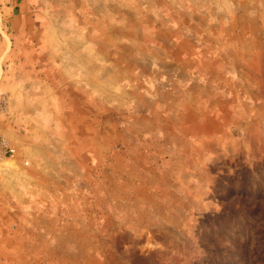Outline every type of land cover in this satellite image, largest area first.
<instances>
[{"label":"rangeland","instance_id":"1","mask_svg":"<svg viewBox=\"0 0 264 264\" xmlns=\"http://www.w3.org/2000/svg\"><path fill=\"white\" fill-rule=\"evenodd\" d=\"M3 143L0 264H264V0H0Z\"/></svg>","mask_w":264,"mask_h":264},{"label":"built area","instance_id":"2","mask_svg":"<svg viewBox=\"0 0 264 264\" xmlns=\"http://www.w3.org/2000/svg\"><path fill=\"white\" fill-rule=\"evenodd\" d=\"M2 146H3V147L6 146L5 143H3L2 145H0V150L2 149ZM5 152L13 153V149H11V148H7V147H6Z\"/></svg>","mask_w":264,"mask_h":264}]
</instances>
